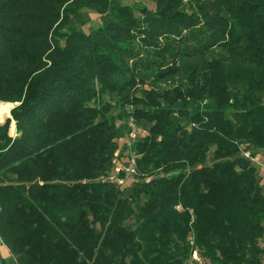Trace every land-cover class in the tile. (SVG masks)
I'll return each mask as SVG.
<instances>
[{
  "label": "trees",
  "instance_id": "1",
  "mask_svg": "<svg viewBox=\"0 0 264 264\" xmlns=\"http://www.w3.org/2000/svg\"><path fill=\"white\" fill-rule=\"evenodd\" d=\"M152 1L0 0L4 264H264V0Z\"/></svg>",
  "mask_w": 264,
  "mask_h": 264
},
{
  "label": "built area",
  "instance_id": "2",
  "mask_svg": "<svg viewBox=\"0 0 264 264\" xmlns=\"http://www.w3.org/2000/svg\"><path fill=\"white\" fill-rule=\"evenodd\" d=\"M128 131L123 139V143L127 146L128 150L123 162L116 163V172H121L125 174V177L114 176V180L120 184L125 185L129 180L132 179L136 174V159L137 154L131 151L130 147L133 142L140 136L146 134V130L138 126L132 117L129 118L127 123ZM245 156H249L248 152L244 153ZM254 161L258 162V158H254ZM264 168V167H263ZM128 180V181H127ZM187 264H212L210 261L202 257L196 250L192 251Z\"/></svg>",
  "mask_w": 264,
  "mask_h": 264
},
{
  "label": "rangeland",
  "instance_id": "3",
  "mask_svg": "<svg viewBox=\"0 0 264 264\" xmlns=\"http://www.w3.org/2000/svg\"><path fill=\"white\" fill-rule=\"evenodd\" d=\"M134 1H136V0H121V3L132 4ZM137 1H139L142 4H144V5L148 6V7H151V8L154 6V2L152 0H137ZM90 17L92 18L91 19L92 21H89L86 18L87 21H85V23H86L85 26H84L85 28H87L89 25H91V23H93L95 21H98V17H95V15L91 14ZM13 106L14 105L10 103L8 109L3 113V115L8 114L9 111L11 110V108H13ZM7 118H11V116L10 115H8L7 117L5 116V118H4V120L2 122H4ZM12 124L14 125V121L13 120H11V122H10V127H11ZM11 131L12 132L10 133V129H9V134L11 136H15V126H13V128H12ZM259 159H261L260 156H259ZM260 161L261 162H264L262 159ZM262 171H263V168H262ZM1 253H2V255H3V257L5 259H8L9 258V253H8L7 249L4 246H1Z\"/></svg>",
  "mask_w": 264,
  "mask_h": 264
},
{
  "label": "bare ground",
  "instance_id": "4",
  "mask_svg": "<svg viewBox=\"0 0 264 264\" xmlns=\"http://www.w3.org/2000/svg\"><path fill=\"white\" fill-rule=\"evenodd\" d=\"M9 103L0 102V116L8 109Z\"/></svg>",
  "mask_w": 264,
  "mask_h": 264
},
{
  "label": "water",
  "instance_id": "5",
  "mask_svg": "<svg viewBox=\"0 0 264 264\" xmlns=\"http://www.w3.org/2000/svg\"><path fill=\"white\" fill-rule=\"evenodd\" d=\"M12 104V103H11ZM13 105H15V104H13ZM3 123V122H2ZM10 129V128H9ZM0 264H4L3 263V260H2V256H1V254H0Z\"/></svg>",
  "mask_w": 264,
  "mask_h": 264
},
{
  "label": "crops",
  "instance_id": "6",
  "mask_svg": "<svg viewBox=\"0 0 264 264\" xmlns=\"http://www.w3.org/2000/svg\"><path fill=\"white\" fill-rule=\"evenodd\" d=\"M2 122H0V124H1Z\"/></svg>",
  "mask_w": 264,
  "mask_h": 264
}]
</instances>
